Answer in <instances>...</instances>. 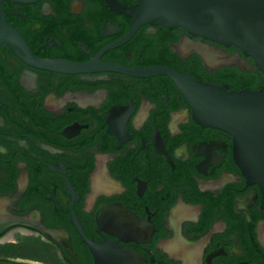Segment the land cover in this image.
<instances>
[{
  "label": "flooded vegetation",
  "instance_id": "obj_1",
  "mask_svg": "<svg viewBox=\"0 0 264 264\" xmlns=\"http://www.w3.org/2000/svg\"><path fill=\"white\" fill-rule=\"evenodd\" d=\"M135 3L0 0V261L95 264L81 224L147 264H264L261 189L232 135L195 122L173 82L37 67L13 47L18 35L36 57L75 63L108 47L99 63L128 68L187 58L181 27L130 31L134 15L115 6ZM119 213L150 222V238L112 232ZM31 245L44 254L22 256Z\"/></svg>",
  "mask_w": 264,
  "mask_h": 264
},
{
  "label": "water",
  "instance_id": "obj_2",
  "mask_svg": "<svg viewBox=\"0 0 264 264\" xmlns=\"http://www.w3.org/2000/svg\"><path fill=\"white\" fill-rule=\"evenodd\" d=\"M115 8L134 15L132 32L145 23L183 28L187 36L174 45L175 50L184 57L197 53L210 70L236 64L264 74V0H137L129 7L121 4ZM13 42L17 53L37 67L67 72L112 70L142 77L167 76L182 95L195 122L232 135L234 159L247 182L259 185L264 206V88L229 89L226 83L202 80L189 71L163 64L134 68L100 64L99 56L108 47L102 48L89 62L75 63L36 57L18 35H14ZM232 45L236 47L234 52L223 48ZM77 226L95 264H147V259L136 249L111 239L96 241L85 234L81 224ZM110 226L122 238V234H127L135 240H148L153 230L147 220L123 213L113 217ZM0 264L18 263L0 261Z\"/></svg>",
  "mask_w": 264,
  "mask_h": 264
},
{
  "label": "trees",
  "instance_id": "obj_3",
  "mask_svg": "<svg viewBox=\"0 0 264 264\" xmlns=\"http://www.w3.org/2000/svg\"><path fill=\"white\" fill-rule=\"evenodd\" d=\"M169 66H173L180 71H189L196 78L202 80H214L222 84L226 83L229 89H241L246 86L252 89L264 88V74L262 72L240 68L236 64L223 65L216 70H210L203 64L200 56L195 52L187 58L173 54ZM168 79L171 81L170 78Z\"/></svg>",
  "mask_w": 264,
  "mask_h": 264
},
{
  "label": "rangeland",
  "instance_id": "obj_4",
  "mask_svg": "<svg viewBox=\"0 0 264 264\" xmlns=\"http://www.w3.org/2000/svg\"><path fill=\"white\" fill-rule=\"evenodd\" d=\"M37 250H38V248L36 246H33V245L25 247V250L22 251V256L31 257L33 254L34 255L35 254H44V251H43V253H41V252H38Z\"/></svg>",
  "mask_w": 264,
  "mask_h": 264
}]
</instances>
